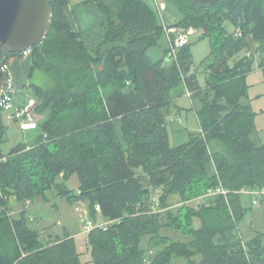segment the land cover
I'll list each match as a JSON object with an SVG mask.
<instances>
[{
  "label": "trees",
  "instance_id": "obj_1",
  "mask_svg": "<svg viewBox=\"0 0 264 264\" xmlns=\"http://www.w3.org/2000/svg\"><path fill=\"white\" fill-rule=\"evenodd\" d=\"M45 1L51 22L42 44L31 48L29 78L34 70L49 78L48 88L31 85L35 112L46 118L31 143L7 151L8 127L0 122V264H83L68 234L43 244L26 210L16 219L4 211L9 199L47 202L49 191L70 204L87 203L93 221L112 222L88 235L87 264H264V235L243 243L238 232L242 191L264 201L254 195L264 190V143L252 140L256 114L242 102L255 63L264 78V0H220L202 8L173 0L183 16L176 26L200 30L199 40L209 42L198 71L192 70L191 44L168 64L149 59L164 27L144 0H91L107 18L93 55L72 30L64 11L69 1ZM18 56L3 50L0 66ZM182 83L200 131L172 146V92ZM72 176L77 189L68 185ZM218 187L228 195L198 202ZM173 195L181 203L176 211L168 204ZM167 230L183 238L164 237ZM143 237L147 251L140 247Z\"/></svg>",
  "mask_w": 264,
  "mask_h": 264
},
{
  "label": "rangeland",
  "instance_id": "obj_2",
  "mask_svg": "<svg viewBox=\"0 0 264 264\" xmlns=\"http://www.w3.org/2000/svg\"><path fill=\"white\" fill-rule=\"evenodd\" d=\"M152 9L155 10L156 7L159 14L163 13L165 10H161L160 8V0H144ZM165 5V4H164ZM166 8V6H165ZM174 27V26H170ZM177 27V26H176ZM231 27V26H230ZM189 29V28H188ZM192 34L188 36V44H191V52L193 54V65L197 70L201 69V62L206 59L210 52V45L207 39L199 40L197 38L198 32L200 30H196L191 28ZM232 29V27H231ZM238 30V29H237ZM166 35L164 31V37L162 38L161 44L166 46V41H164ZM167 39V37H166ZM169 49V48H168ZM106 50V47L103 51ZM157 49L151 48L148 51V56L151 60H155V53ZM30 56V55H29ZM28 56V57H29ZM31 57V56H30ZM22 62V61H20ZM9 64V63H8ZM254 70L248 74L245 78L248 89V96L246 99H243V103L248 104L253 112L256 114L254 123H255V132L252 135V140L257 143H264V78L261 72L256 68V63L254 64ZM29 81V85H36L43 88H48L50 86L49 78L42 72L38 70H34L31 74V77L27 79ZM198 81L201 87L205 86V80L202 75L198 76ZM32 88V87H31ZM33 90V89H32ZM21 102L25 98V93H20V96H15V99ZM189 97L191 95L189 94ZM35 99L33 93H31L28 100ZM192 103V104H191ZM178 104V105H177ZM177 106L183 108L181 113H184L187 110L188 117L191 120L189 124V132L195 134L198 132V128L195 125V120L193 118V113L191 112V108H194L195 104H193V100H189L188 98H179L177 100ZM192 106V107H191ZM36 115V114H35ZM37 117V115H36ZM45 115L42 116L44 120ZM42 120V121H43ZM38 123H41V117L36 119ZM13 125H17L16 123H12ZM11 124V125H12ZM11 125H6L10 128ZM12 125V126H13ZM179 125V124H178ZM172 126V127H171ZM175 125L169 126V136H170V144L173 146L178 142L177 139L174 138L175 134L172 133V130ZM13 131L11 134L8 133L6 139L8 140L4 145L5 151L9 150L15 143L23 142V143H31L34 136L37 132H27L25 135L20 130V128H16L13 126ZM187 140L186 138L184 139ZM184 142V141H182ZM181 142V143H182ZM249 193L252 192L250 190L245 189L244 194L241 196L242 207L245 211V217L239 225V235L243 241L246 243L251 239H254L259 236L264 235V201L258 202L253 197L249 196ZM48 201L45 202L44 198H37L33 202H29L26 205H20L16 203L13 199H9L7 205L4 209L6 215L11 219H16L19 217L22 211L26 210L29 224L35 230H37L40 234V240L43 244H51L55 242L58 238H63L65 234H70L73 238L77 252L80 254V261L83 264H87L90 262L91 253L90 249L87 246V238L86 234L81 225V221L83 219L89 218L91 219L88 211L87 203H76L70 204L65 200L57 198L54 196L53 191H49L46 193V199ZM210 196L199 198V203L208 204L210 202ZM157 201V199H155ZM256 201V202H255ZM169 207L172 210H177L181 203L177 195H173L168 200ZM34 217H33V216ZM97 226H102L106 223L100 216H97L96 220H94ZM195 227H198V223H195ZM164 237H168L172 240L182 239L183 236L178 232H173L171 230H167L162 233ZM147 237H143L140 242V247L147 251ZM153 250V249H152ZM151 251H149L150 254ZM148 254V253H147ZM148 254V256H149ZM172 264H188L184 259H175Z\"/></svg>",
  "mask_w": 264,
  "mask_h": 264
},
{
  "label": "crops",
  "instance_id": "obj_3",
  "mask_svg": "<svg viewBox=\"0 0 264 264\" xmlns=\"http://www.w3.org/2000/svg\"><path fill=\"white\" fill-rule=\"evenodd\" d=\"M68 1L69 3L64 8V11L71 24L72 30L79 34L80 39L87 53L90 55H93L94 50L97 47H99L104 41V32L107 27V18L103 13L100 12L97 5L91 2V0H68ZM160 2H162L166 6L163 13L159 14L155 6L154 8H155L156 14L159 17L161 25L163 27H170V26L176 27V25L182 20L183 16L180 13V11L177 9V7L175 6L174 1L173 0H160ZM229 30L234 32V34L237 31L236 29H231V27H229ZM196 34H197V38L199 39L202 33L198 32ZM164 39H165L164 41H166V46L161 44V41H162L161 39L159 46L156 47L157 51L155 53V57H156L155 60H151L150 57L148 56L152 62L163 60L166 64L169 63L168 58L171 59L169 57V54L166 56L164 55V51L168 50V40L166 39V37ZM28 56L29 55L27 56L21 55L18 57L10 58L8 60L9 75L13 83V88L16 94L15 96L17 95L20 96V93L22 92L25 93V98L21 100V102H19L16 97L15 99L16 105H21L24 102H26L28 100V97H30L31 93H33L31 85H29V81L27 80L29 79V74L31 72V57L30 56L28 57ZM192 70L198 71L194 65L192 67ZM200 75L202 74H199V76ZM183 97L191 100V98L189 97V92L186 90L185 85L182 83L172 92V99H173V103L175 104V108L173 109V112H172V118L170 120L171 121L170 125H175L172 130V133L175 134L174 138L177 139L178 141L175 143H181L182 141H185L184 139L185 138L188 139V136L191 134L189 132V124L191 121L188 117L189 112L185 110L184 113H181L183 111V108H180L179 106H177L178 105L177 100ZM191 112L193 113L195 125L197 126L198 132H199L200 127L198 124L196 111L194 108H191ZM35 114L37 115V117L35 115V118L37 120H38V117L39 118L41 117V122L43 120L42 116L45 115L46 117V113L39 115L35 112ZM12 125L10 126V128H7V136H8V133L9 134L12 133L13 128H14L13 126H15L17 129L19 128L18 125H13V126ZM114 127L119 137V140L122 143V147L125 149V144L123 143L121 134H120V121L118 119L114 121ZM27 132H34V130L24 131L23 134L25 135V133ZM207 172L210 176H213L216 174V170H215L213 163H209L207 165ZM68 185L72 189H77L78 187L77 177L72 176L68 182ZM54 196H56L55 192H54ZM68 235L70 236V234Z\"/></svg>",
  "mask_w": 264,
  "mask_h": 264
},
{
  "label": "water",
  "instance_id": "obj_4",
  "mask_svg": "<svg viewBox=\"0 0 264 264\" xmlns=\"http://www.w3.org/2000/svg\"><path fill=\"white\" fill-rule=\"evenodd\" d=\"M198 7L220 0H190ZM52 17V8L45 0H0V60L2 51L20 55L42 44ZM7 75L0 70V91Z\"/></svg>",
  "mask_w": 264,
  "mask_h": 264
},
{
  "label": "built area",
  "instance_id": "obj_5",
  "mask_svg": "<svg viewBox=\"0 0 264 264\" xmlns=\"http://www.w3.org/2000/svg\"><path fill=\"white\" fill-rule=\"evenodd\" d=\"M161 10L165 9V5L160 3ZM165 35L168 40V51L169 57H175L178 49L188 44V36L192 34V29H182L179 27H164ZM240 31L237 30L235 35H239ZM31 54V49H28L22 56H27ZM1 72L7 75V81L0 91V122L4 125H10L16 123L22 132L28 130H34L38 125V122L35 118V108L37 106L35 99L27 100L21 105H16L15 103V91L13 88V83L9 75V65L6 61L2 66H0ZM244 194V191H242ZM228 191L222 187H218L214 191H209L206 196H215L222 195L227 196ZM250 194V193H249ZM256 196H264V190L257 191L254 193ZM256 202V201H255ZM158 206L157 201L153 206L156 209ZM112 222H106L102 226H97L92 219L86 218L81 221L82 229L86 234H89L91 231L99 228L106 229ZM150 252L149 255H151Z\"/></svg>",
  "mask_w": 264,
  "mask_h": 264
}]
</instances>
